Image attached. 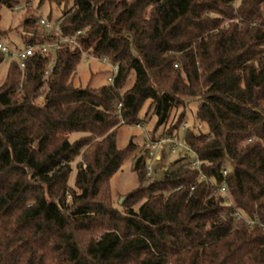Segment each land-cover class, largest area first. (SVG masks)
Segmentation results:
<instances>
[{"label": "trees", "instance_id": "trees-1", "mask_svg": "<svg viewBox=\"0 0 264 264\" xmlns=\"http://www.w3.org/2000/svg\"><path fill=\"white\" fill-rule=\"evenodd\" d=\"M39 1L66 8L48 38L24 36L58 43L50 75L52 53L36 51L0 86V264H264V0ZM84 54L118 65L114 81L75 86ZM192 99L207 131L182 112L158 133ZM147 101L148 139L186 124L192 151L151 177L139 155L121 211L110 180L138 146L119 149L117 132Z\"/></svg>", "mask_w": 264, "mask_h": 264}, {"label": "rangeland", "instance_id": "rangeland-1", "mask_svg": "<svg viewBox=\"0 0 264 264\" xmlns=\"http://www.w3.org/2000/svg\"><path fill=\"white\" fill-rule=\"evenodd\" d=\"M23 6L14 10L6 5L0 8V30L5 31L0 38L6 44L12 53L19 51L24 46V36L26 34L36 35L40 38H48L50 34L55 31L51 28H46L37 21V16L42 18L51 19L53 25H57L58 19L61 17L65 10V5H58L45 1L40 4L39 0H32L29 6ZM69 6H72V2ZM31 37V36H30ZM13 55H5L4 60L0 63V86L4 83L8 69L14 61ZM113 74L112 65L109 62H104L84 54L79 65L77 66L76 73L73 76V84L75 86H91L100 87L108 85L111 80L108 78ZM135 73L132 72L124 88H128L133 84ZM39 100H42L40 98ZM200 100H189L185 106H180L174 109L170 119L167 123L160 126L158 133L172 123L176 122L179 114L184 112L185 119L189 128L200 127L204 132L207 131L205 123L200 124L196 118V111L200 104ZM151 101H147L140 111V118L142 119L140 126L138 125H122L117 132V146L119 149H125L131 140L135 142L138 149L129 157H126L120 169L112 176L110 180V187L113 198V205L123 210L122 205L125 202V196L128 195L138 185V174L134 170L136 159L139 155L144 154V146L148 139V134L154 130L158 121V117L154 111V106ZM152 107V108H151ZM185 133V132H183ZM82 133H74L70 139L75 140L79 138ZM185 146V141H183ZM183 146L180 147L177 153H173L170 157H166L162 164H159V173L162 168L171 166L180 155L179 152L183 151ZM161 174H159V177ZM73 182V181H72ZM70 199V197H69ZM123 199V200H122ZM137 204L135 207L137 208Z\"/></svg>", "mask_w": 264, "mask_h": 264}, {"label": "built area", "instance_id": "built-area-1", "mask_svg": "<svg viewBox=\"0 0 264 264\" xmlns=\"http://www.w3.org/2000/svg\"><path fill=\"white\" fill-rule=\"evenodd\" d=\"M239 0H235L234 5L236 6ZM21 6H16L15 9H19ZM38 22L46 28H51L52 30H59L57 25H53L52 22L49 19L42 18L41 16H37ZM70 40H74L72 37ZM58 47V43L54 44H48V43H32V42H27L24 44V46L17 52L12 53L9 47L2 42L0 39V53H5L13 55L20 63V66L24 68L26 66V60L29 56L33 55L36 51H40L43 54H50L52 53V59L49 61L47 65V69L45 71V76L48 77L50 73L53 70V66L55 64L56 60V50ZM102 61L107 62L106 58H103ZM112 71L113 74L111 77L108 79L114 81V78L116 74L119 71L118 65H112ZM118 107H121V103L117 104ZM139 126V124H138ZM186 124L183 125V129L181 132V135L178 138H174L173 136H166L163 137L159 140H149L147 139V142L145 143L144 146V151H145V173L147 177H151L154 175V172L156 169H159L158 166L159 164H162L164 161V153H165V146L168 144L167 148L170 149L171 155L173 153H177L180 149L181 146H183V141H184V129L186 128ZM192 151L191 148L185 144L183 146V151L182 152H190ZM200 164L199 160H194L192 162V166H197ZM163 169V168H162ZM224 173H227V170L224 171ZM205 178V175H201L200 179ZM220 191L224 196L225 203L231 204V196L227 190L226 184H222L220 186ZM236 217L241 218V214L239 212H236ZM254 220H249L248 224L251 225L253 224Z\"/></svg>", "mask_w": 264, "mask_h": 264}, {"label": "water", "instance_id": "water-1", "mask_svg": "<svg viewBox=\"0 0 264 264\" xmlns=\"http://www.w3.org/2000/svg\"><path fill=\"white\" fill-rule=\"evenodd\" d=\"M123 200V199H122Z\"/></svg>", "mask_w": 264, "mask_h": 264}]
</instances>
